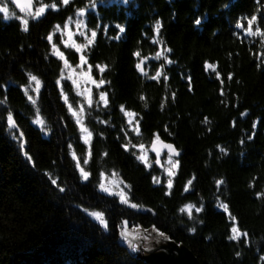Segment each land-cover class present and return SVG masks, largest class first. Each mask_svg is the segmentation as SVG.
<instances>
[{
    "label": "trees",
    "instance_id": "1",
    "mask_svg": "<svg viewBox=\"0 0 264 264\" xmlns=\"http://www.w3.org/2000/svg\"><path fill=\"white\" fill-rule=\"evenodd\" d=\"M5 3L15 16L0 12V264H153L125 245L124 221L155 226L194 264H264V37L244 31L252 15L253 32L264 31V0H35L36 7L57 5L39 18ZM90 7L97 36L83 53L96 80L106 82L108 103L99 96L87 109L86 143L68 109L78 110L79 96L64 62L77 64L79 53L55 26L61 31ZM144 56L145 73L136 68ZM29 74L41 81L39 93ZM9 112L18 126L11 132ZM126 112L137 115L139 133ZM157 136L182 152L171 189L154 154L150 166L137 159L135 146L150 147ZM101 173L121 177L129 204L100 188ZM185 205L193 206L191 216ZM92 212H102L108 227ZM233 226L243 232L239 239H229Z\"/></svg>",
    "mask_w": 264,
    "mask_h": 264
},
{
    "label": "snow or ice",
    "instance_id": "2",
    "mask_svg": "<svg viewBox=\"0 0 264 264\" xmlns=\"http://www.w3.org/2000/svg\"><path fill=\"white\" fill-rule=\"evenodd\" d=\"M10 2H12V0H10ZM14 3H15L16 5H18V6L21 7V11H27L28 15H29V16H32V17H34V18H39V17H41V16L45 13V11H46V9H47L48 7H51L52 9H55V8L57 7V5H56L55 3H53V4L50 5V6H49V5L41 4V5H40L38 8H36V10L33 12V11L30 10L31 7H32V0H24L23 4H22V0H14ZM63 3H64L65 5H67V4L69 3V0H63ZM93 6H94V5H93ZM85 11H86V10H85L84 8H80V9L78 10V13H79V15L83 16V15L85 14ZM0 12L4 13V18H5V19L10 18V16H11V17H14V16H15V13H14V12L11 13V14H9V8H8L7 5L0 6ZM20 19H21L22 24H23V30H24V31H28V29H29V21H28L27 19H24L23 17H21ZM255 21H257V16H256V15H252V16H251L250 18H248V20H247V28H244V25H243L240 21H237L236 27H237V28H244V31L247 32L249 35H259V36H261V37H264V31H262L259 27H257V28L255 29V32H253V24H254ZM195 23H196L197 25H200V24H201V20H200V19H197V20L195 21ZM76 24H77V28H78V29H80V28H82V27H83V28H86V27H87V24H86L83 20H78V21H76ZM55 27H56L57 29H59L60 26H59V25H56ZM64 27L67 29V28H68V24L65 23ZM160 27H161V25H160L159 21H157V24H156V31H157V32L160 31ZM119 30H120V32H124V31H125L124 27H120ZM80 34H81V35H85L84 32H81ZM68 35H69V40H70L71 37H72V33L69 31ZM96 36H97V32H96L95 30H93V31L91 32V38H92V39H89V40H88V43L91 44V43H92V40H93ZM48 40H49V41L52 40V34H51V33H49V35H48ZM67 43H68V41H65V44H67ZM73 46L76 48V51H77V52L80 51V47H81V46H79V45H73ZM52 47H53V49H56V45H55V44H53ZM169 51H171V50L169 49ZM54 54H55L57 57H59V58H61V59H64V53H63V52H60V51L56 50V51L54 52ZM135 55L138 56L139 53L137 52V53H135ZM85 60H86V57H85L84 55H81V56H80V61H81V63H84ZM64 62H65V64H67V60H65ZM89 67H91V66L89 65ZM205 67H206V68H207V67H213V68H214L215 65H208V64L206 63V64H205ZM258 67H259V65H258ZM136 68H137V69H141V71H143V69L141 68V64H140V63H137V64H136ZM101 71H103V68H101ZM217 75H219V74H217ZM231 75H232V74L229 73V78H231ZM159 76H160V73L157 72V77H156V78H159ZM29 81L35 83V91H36V93H39V92H40V88H41V81H40L35 75H31V74H29ZM56 83H57V85H59V84H60V81L57 80ZM73 83H75V81H73ZM92 83H93V84H96L97 87H99L100 85H103V84H105L106 82H105L103 79H101V80H99L98 82H97L96 80H92ZM189 87L191 88V85H190ZM27 91H28V89L25 88V93H27ZM99 95H100V100L103 101V103H104L105 105H107L108 101H107V99H106V93H104V92H100ZM61 96H62V98L65 100V102L67 103V96L63 93V90H61ZM28 100H29L30 102H32L33 104L36 103V101L33 99L32 96H28ZM88 104H89V105L92 104V99H91L90 96H89V98H88ZM121 108H123V106H121ZM68 109H69V112H70L74 117H76V123H77L78 125L81 124L80 117H79V116L77 115V113L73 110L71 104L68 105ZM82 111H83V106H81V112H82ZM126 115H128V116H132L133 113H131V112H127ZM241 115H243V113H242ZM7 123H8V127H9V131H10V132H11L12 130H14L15 128L18 127L17 124H16V121H15L14 118H13V114H12V112H9V113H8V116H7ZM36 123H37V124H42V121H41V120H37ZM130 123H131V122H130ZM137 123H138V122H137ZM255 127H256V125L253 124V128H255ZM81 128H82V130H86V129H83V125H81ZM165 130H166V129H165ZM134 131L139 132V128L136 127V128L134 129ZM23 136H24V133H23V132H20V137H23ZM90 137H91V133L89 132V133H88V136H87V137H83V139L85 140L86 143H89V138H90ZM157 139H159L158 136H157ZM248 139L251 140L252 137L249 136ZM241 143H243V141H241ZM21 146L23 147V145H21ZM122 147H123L125 150H128V149H129V145H128V144H124ZM135 147H138L139 149L143 150L145 146H144L143 144H139V145H136ZM165 147H167V148L170 150V151H169V159H170V160H171V157H172V154H173V153H174L176 156H179V155H180L179 151L176 150L172 144H167V145H165ZM69 148H71V145H69ZM153 149L156 150V141H155V140L153 141ZM156 153H157L156 163L159 164V163H160V160H159V150H156ZM89 154H90V153H89ZM24 156H25L29 161L32 159V157L29 156L27 152L24 153ZM72 156H73V159L77 161V162H76V168L79 169V171H80L81 179L84 180V181H87L88 178H89V175H90V174H89L88 172H86V171L80 166L79 158L76 156V154H75L74 151L72 152ZM137 159H139V160H141V161H145V162L147 161L146 156H144L143 154L140 155L139 157H137ZM84 162H85V163H88L87 159H85ZM176 164H177V165L179 164V160L176 161ZM173 167H175V165H173ZM168 173H169V176H173V175H175V173L172 171V168H169V169H168ZM101 175L103 176V173H101ZM153 180H154V182H158V181L156 180L155 177L153 178ZM172 183H173V182H172V179L169 178L168 181H167V187H168L169 189L172 188ZM219 183H220V181H217V184H219ZM51 184H53V185H57V180H56V179H51ZM189 184H191V181H189ZM57 186H58V185H57ZM58 187H59V186H58ZM100 188H101L103 191H105V192H108V191H109L107 188H105V186H104L103 183L100 184ZM185 190H187V189H185ZM59 191H60V192H64L65 189L62 188V187H60V188H59ZM110 194H111V195H116V193H110ZM118 195H119L120 202H121L122 204H129V199H128V196H127V194H126L125 192L121 191ZM257 195H260V193H257ZM218 206H219L220 208H223V210H224L225 212L228 210V206H227L226 204L219 203ZM130 207L133 208V209H136V208L139 207V205H137V204H135V203H132V204H130ZM192 207H193L192 205H185V209L188 210V215H189V216H191V213H192ZM185 209H181V211H184ZM84 211H85L86 213L88 212L87 209H84ZM195 211H196V212H200V211H201V208H195ZM90 215L93 216V217H95V218L99 221V223H100L101 225H103L105 228L108 227V222H107V220L104 219V214H103L102 212H92V213H90ZM233 219H235V218L233 217ZM124 223L127 224L128 222H127V221H124ZM153 231H155V232L157 233V237H163L165 240L170 239V237L166 236L165 233L160 232L159 229H156L155 226H153ZM189 231H190V232H191V231H195V229H189ZM232 233H233V235L229 237L230 240H232V239H239V229H238L237 227L233 226V228H232ZM244 235H247V233H244ZM120 236H121V238H122L123 240H125V241L128 242V246H129V248H130L131 251H139V249H138V247H137V244H136L132 239L129 238V237H130V234H129L126 230H123V229H122V230L120 231ZM147 238H148L147 235H145V236H144V239H147ZM146 250H147V249H146ZM239 255H240V253H237V256H239Z\"/></svg>",
    "mask_w": 264,
    "mask_h": 264
},
{
    "label": "rangeland",
    "instance_id": "3",
    "mask_svg": "<svg viewBox=\"0 0 264 264\" xmlns=\"http://www.w3.org/2000/svg\"><path fill=\"white\" fill-rule=\"evenodd\" d=\"M129 1L130 0H111V3L116 2V3H120V4H128ZM41 4H44V3H41ZM41 4H39V6ZM3 5L8 6L9 14H11L12 12H11V9L9 7V4L8 3L0 4V6H3ZM44 5H46V4H44ZM39 6H37L36 8H38ZM91 8L92 7L85 9L86 11H85V14L83 16L79 15V13L77 11L75 13V15L73 17H71L70 19H68V21L66 22L68 24L67 29L65 27L62 28L61 31H60V28L58 29V31L60 32V35H61L62 39L64 40V42L68 41L66 46H71L75 50H76V48L73 45L81 46L80 51H78V53H79L78 63L73 65L70 61L67 60V64H65V72H66V76L72 82L75 81V83H73V84H74V86L76 88V92L79 96L78 110L75 112L80 117L81 125H83V129H86V130H82L84 137H87L89 132L91 133V131L83 124V122L85 120V113H86L87 109H89L90 107L93 106V104L96 102L97 98L100 96L99 94L101 92V85L99 87H97L96 84L92 83V80H96V78L92 74V67H89L90 64L88 63L87 59L85 60L84 63H81V61H80V56L84 55L83 52L87 47L88 40L92 39L91 38V32L92 31L89 29L87 17H86L87 11L91 10ZM16 11H18V10L16 9ZM78 20H83L87 24V27L86 28L82 27V28L78 29L77 24H76V21H78ZM69 31L72 33V37L70 40H69V35H68ZM81 32H84L85 35H81L80 34ZM145 72H148V67L145 70ZM89 96L92 99L91 105L88 104ZM81 106H83L82 112H81ZM131 113H133V112H131ZM126 116H127L128 126L130 127L131 130H134L136 127L139 128V121H138L137 115L135 113H133L132 116H128V115H126ZM136 133H139V132H136ZM91 138H92V133H91V137L89 138V141ZM143 145L145 146L143 150H141L137 147L138 154H139V156L142 154L144 156H146L147 161L146 162L144 161V162L150 166L154 161V159L152 158L153 154L150 151V147H148L145 144H143ZM178 158L179 157L172 156L171 160H170L169 159V153H166V155H164L163 162H162L163 173L160 175V177H164L167 181L169 178H171L173 180V177L175 175L169 176L168 169L172 168V171L176 174V172L178 170V166H179V164L178 165L176 164V161L178 160ZM173 165H175V167H173ZM100 183H103L105 188H107L109 190L108 193L119 194L121 191L126 193V185L117 173L104 174L101 178ZM122 229L126 230L130 234L129 238L132 239L137 244L139 251H132L135 254L147 257V254H150V253L156 252V251L164 250V251H166V253L170 252V249L168 248L169 244L167 243V241H165L161 237H157V234L155 231H153V229L147 230V229H144L141 227L128 226L127 224H124V227ZM145 235H147V237H148L147 239H144ZM242 235H243V232H241L239 230V236H242ZM123 242L125 243L126 246H128L127 241L123 240ZM160 245H164V246L158 247ZM165 246H168V247H165ZM145 249L152 250V251H147ZM153 249H155V250H153ZM176 251H177V249H175V252Z\"/></svg>",
    "mask_w": 264,
    "mask_h": 264
},
{
    "label": "water",
    "instance_id": "4",
    "mask_svg": "<svg viewBox=\"0 0 264 264\" xmlns=\"http://www.w3.org/2000/svg\"><path fill=\"white\" fill-rule=\"evenodd\" d=\"M23 2H24V0H22V4H23ZM12 3L14 4V6L17 8V10L20 13L28 15L27 11H21V7L16 5L14 3V0H12ZM30 10L33 12L35 11V0H32V7ZM148 61H149V58L147 56L142 58V60L140 62L141 68L143 69L142 72H145L146 65H147ZM155 141H156V150H159V160H160L159 164L156 163L157 153H156V150L153 149V142L150 145V151L152 152V154L155 155V163H156V165L159 166V168H163V165H162L163 157H164V155H166V153H169V151H170L167 147H165V145L172 144L174 146V148L179 151V153H180L179 156H176L174 153L172 154V156L180 157L182 155L181 150H179L177 148V146L175 144H173L172 142L165 141L162 139H158ZM161 238H163V237H161ZM165 241L168 242V240H165ZM168 244H169V247L168 246H165V247H168L170 249L169 253H166V251L162 250V251H156V252H152L150 254H147L148 258L153 262V264H194L191 257L189 256V254L186 253V249H183L178 244L175 245L172 242H169ZM162 246H164V245H160L158 247H162ZM155 249H153V250H155ZM175 249H177L176 252H175ZM147 251H152V250H147Z\"/></svg>",
    "mask_w": 264,
    "mask_h": 264
},
{
    "label": "bare ground",
    "instance_id": "5",
    "mask_svg": "<svg viewBox=\"0 0 264 264\" xmlns=\"http://www.w3.org/2000/svg\"><path fill=\"white\" fill-rule=\"evenodd\" d=\"M142 58H143V57H142ZM142 58H141V59H142Z\"/></svg>",
    "mask_w": 264,
    "mask_h": 264
}]
</instances>
